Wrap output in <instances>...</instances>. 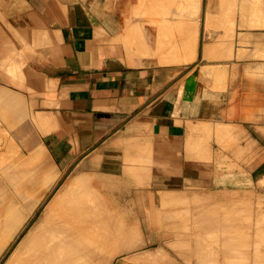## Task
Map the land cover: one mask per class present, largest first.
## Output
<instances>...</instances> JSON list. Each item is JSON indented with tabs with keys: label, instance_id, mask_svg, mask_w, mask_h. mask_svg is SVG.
I'll list each match as a JSON object with an SVG mask.
<instances>
[{
	"label": "crops",
	"instance_id": "crops-1",
	"mask_svg": "<svg viewBox=\"0 0 264 264\" xmlns=\"http://www.w3.org/2000/svg\"><path fill=\"white\" fill-rule=\"evenodd\" d=\"M24 1L0 7V112L19 105L11 113L24 118L28 149L44 155L54 176L68 169L84 177L129 240L139 241L110 264H137L146 252L153 264L157 256L156 264H212L213 249L220 261L243 255L229 242L244 232L253 238L248 254L264 257V0H184L202 16L214 2L258 18L249 26L236 19L230 38L203 30L199 54L193 40V58L169 63L154 44L145 45L148 56L133 47L134 57L117 39L116 27H147L158 14L153 0H140L139 9L134 0H92L90 12L67 0ZM180 1L172 0V15ZM160 28L171 36L172 44L160 37L165 55L179 28L158 27L156 36ZM6 96L22 103L9 106Z\"/></svg>",
	"mask_w": 264,
	"mask_h": 264
},
{
	"label": "bare ground",
	"instance_id": "bare-ground-1",
	"mask_svg": "<svg viewBox=\"0 0 264 264\" xmlns=\"http://www.w3.org/2000/svg\"><path fill=\"white\" fill-rule=\"evenodd\" d=\"M8 1V0H7ZM9 1H11L12 2V6L11 7H14V8H21V7H27V5H25L24 4V0H9ZM155 1V0H154ZM163 1V0H162ZM168 0H166V2H167ZM2 2H3V4H5L6 3V0H2ZM27 2V1H26ZM148 2V1H147ZM68 4V3H67ZM141 4V3H140ZM152 5H153V3H151ZM154 4H155V2H154ZM167 5V4H166ZM197 5H198V3H197ZM196 5V6H197ZM151 6V5H150ZM155 6V5H154ZM121 8H122V6H120ZM156 7V6H155ZM154 7V8H155ZM119 8V7H118ZM147 8V7H146ZM26 9V8H25ZM116 9V8H115ZM123 9V8H122ZM160 9H162V8H160ZM164 9V8H163ZM1 10V9H0ZM149 10V9H148ZM156 10V9H155ZM154 10V11H155ZM130 11H131V9H130ZM145 11V10H144ZM134 12V11H133ZM132 12V13H133ZM146 12H147V10H146ZM150 12H151V10H150ZM153 12V11H152ZM155 12H158V11H155ZM209 12V11H208ZM121 13H123V12H121ZM142 13V12H141ZM140 13V14H141ZM154 13V12H153ZM18 13H16V15H17ZM19 14H20V12H19ZM112 14V13H111ZM142 14H145V13H142ZM206 14V13H205ZM215 14H217V13H215ZM21 15V14H20ZM117 15H119L120 16V14H117ZM208 15V14H207ZM119 16L117 17V19L119 18ZM124 16V15H123ZM216 16V15H215ZM35 17V19L38 21V16L36 17V16H34ZM126 17V16H125ZM12 18V17H11ZM14 18H16V16L14 17ZM19 18V17H18ZM17 18V19H18ZM211 18H213V16L211 17ZM211 18H209V19H211ZM4 21H5V15H4ZM21 19H22V17H21ZM122 19V18H121ZM121 19H119V21L121 20ZM208 19V20H209ZM206 20V19H205ZM214 20V19H213ZM14 21V20H13ZM115 21V20H114ZM5 22H7L8 23V21H5ZM38 22H40V21H38ZM108 22V21H107ZM125 22H126V20L124 21V23L122 22V24L124 25L125 24ZM163 22V21H162ZM161 22V23H162ZM6 23V24H7ZM15 23V22H14ZM101 23V22H100ZM169 23V22H168ZM167 23V24H168ZM175 23V22H174ZM174 23L172 24V27L173 28H179V30H186L187 31V29H188V27H191L190 25H189V23L187 22L186 24H184V21H182V20H180V21H178L177 23H175V25H174ZM191 23V22H190ZM209 23H210V21H209ZM208 23V21H207V24H209ZM211 23H214V22H212V20H211ZM9 24V23H8ZM7 24V25H8ZM11 24V23H10ZM25 24V23H24ZM43 24V23H42ZM119 24V23H118ZM127 24V23H126ZM147 24V23H146ZM156 24H158V22L156 23ZM162 24H164V23H162ZM44 25V24H43ZM113 25V24H112ZM117 25V24H116ZM120 25V24H119ZM155 25V24H154ZM159 25L161 26V24H160V22H159ZM169 26H170V23L168 24ZM167 25V26H168ZM174 25V26H173ZM193 25V24H192ZM118 26V25H117ZM156 26V25H155ZM166 26V25H165ZM164 26V27H165ZM19 27V26H18ZM126 27H129V28H131L130 26H127L126 25ZM134 27V26H133ZM162 27H163V25H162ZM172 27H170V28H172ZM193 27V26H192ZM194 27H195V25H194ZM115 28V27H114ZM117 28V27H116ZM125 26L124 27H122V29L120 28V32H119V34L121 33V34H124L125 32V29H126V31H127V35H126V37H127V41H125V40H123V38L121 39L122 41H124V42H127L126 44H123V46H126L125 48H124V50L125 51H128L127 53H129L130 55H134V53H136V51L135 50H137V52L140 50V49H145L146 48V44H149V43H151V44H154V47H153V49H155L154 51H157L159 54L158 55H160V53H161V55H162V57L163 56H168V57H164V58H162L163 59V61H162V63L163 62H165L164 61V59L166 60V62H168V58H170L169 60H174V62H177L176 60H178V61H181L182 59H184V60H189V59H191V57H193L192 56V54L190 53L191 51V49L189 48V50H187V51H185V49H186V47H187V45H188V36L189 35H187L186 33H184L182 36V39L181 38H178V39H176V41H177V43L179 44V46H180V48H182V50L180 51V53H182V55H184L185 57H182V59H181V57L179 56L178 58H176L177 56L175 55V52H176V50H177V45L178 44H176V43H174V46H173V49H172V45H169L171 48H170V50H172V52H169L168 53V51H166V54L164 55V54H162V52L164 51L163 49L166 47V40L167 39H169V38H167L166 37V39H164L163 41L165 42V43H163V41L161 42V40L164 38V37H162V36H159L158 37V35H160V34H157V36H156V32H153V31H155L154 29H152L151 31L153 32H151L152 34H147V30H148V28L146 27H141L142 29L141 30H139L138 28H136V27H134V29L133 30H130L129 28H125ZM166 28V27H165ZM177 28V29H178ZM127 29H129V30H127ZM151 29V28H150ZM155 29H158V27H156ZM204 29V28H203ZM159 30V29H158ZM166 30V29H165ZM206 30V29H205ZM150 32V31H149ZM148 32V33H149ZM118 33V32H117ZM157 33H159V32H157ZM169 33H170V31H169ZM20 34V33H19ZM117 35L118 36V38H120L122 35ZM155 35V36H154ZM162 35V34H161ZM20 37H22V35L20 34L19 35ZM107 36V35H106ZM113 36L114 37H116L115 36V34L114 35H112V38H113ZM168 37H171L170 35H167ZM180 36V35H179ZM197 36V35H196ZM102 37V36H101ZM111 37V36H110ZM162 39H161V38ZM176 37V36H175ZM203 37V36H202ZM105 38V37H104ZM24 39V38H23ZM26 41L28 40L29 41V39H25ZM120 40V41H121ZM27 41V42H28ZM119 41V42H120ZM121 41V42H122ZM169 41V40H168ZM26 42V43H27ZM113 42H116V41H113ZM29 43V42H28ZM190 43V42H189ZM165 44V45H164ZM167 44H172V43H169V42H167ZM29 45V44H28ZM203 45V44H202ZM149 46V45H148ZM165 46V47H164ZM168 46V45H167ZM177 46V47H176ZM133 47H135L134 49L135 50H132V48ZM205 47V46H204ZM121 48H123V47H121ZM127 48V49H126ZM179 48V47H178ZM188 48V47H187ZM150 50H151V48H149ZM169 49V48H168ZM123 50V49H122ZM123 50V51H124ZM146 50V49H145ZM201 50V49H200ZM203 50H204V48H203ZM206 50V49H205ZM204 50V51H205ZM132 51H135V52H133V54H131L132 53ZM144 51V50H143ZM147 52H143V53H141L143 56H148L149 54H148V50H146ZM153 50H151L150 52H152ZM162 51V52H161ZM190 51V52H189ZM203 51V52H204ZM11 53H8L9 55H11L12 54V56H13V54H14V52L12 53V51H10ZM191 54L190 55V57H189V53ZM153 53V52H152ZM164 53V52H163ZM169 55H168V54ZM171 53H174V56H176V57H173L172 55H171ZM177 53H178V51H177ZM205 53V52H204ZM140 56H142L141 54H140V51H139V53H138ZM145 54H147V55H145ZM187 54V55H186ZM139 55H137V53H136V55H134V57L136 56V57H138ZM157 55V54H156ZM157 55V56H158ZM160 55V56H161ZM170 55L172 56V57H170ZM203 55V54H202ZM206 55V54H205ZM204 55V56H205ZM11 56V57H12ZM126 56V55H125ZM139 56V57H140ZM151 56V55H150ZM149 56V57H150ZM207 56H208V54H207ZM8 57V56H7ZM11 57H10V59H11ZM18 57V56H17ZM133 57V56H132ZM151 57H155L156 58V56H155V53H154V56L152 55ZM210 57V56H209ZM176 58V59H175ZM161 58L158 60L159 61V63H161L160 62V60H162ZM134 60V59H133ZM172 60V61H173ZM13 61V60H12ZM11 61V62H12ZM19 61V60H18ZM135 61V60H134ZM158 61H156V62H158ZM9 62H10V60H9ZM169 63V62H168ZM171 63V62H170ZM10 65V64H9ZM11 66H12V68L10 67L9 69L11 70H13V72H14V69L15 68H13L14 66L12 65V63H11ZM17 68V67H16ZM19 68V67H18ZM6 70H7V68H6ZM9 70V71H10ZM17 72V71H16ZM7 73H8V71H7ZM15 73V72H14ZM21 74V73H20ZM23 74V73H22ZM16 76V75H15ZM21 76V75H20ZM23 78V77H22ZM12 94V93H11ZM11 94H9L8 96H11ZM8 96H6L5 98L7 99V97ZM11 97H17L16 95H14V96H11ZM4 98V99H5ZM18 98H19V96H18ZM22 98V97H21ZM11 98L9 97L7 100L9 101ZM7 100H5L4 101V104L5 105H8V103H7ZM20 99H17V101H16V99H11V101H9V106L11 105V103H12V105L13 104H15L14 103V101H16V103L17 102H21V101H19ZM13 101V102H12ZM6 102V103H5ZM22 103V102H21ZM21 103H19V104H21ZM4 105V106H5ZM18 107H19V105H17ZM22 106L23 105H21L20 106V108H22ZM15 107V106H14ZM17 107V108H18ZM17 108H12V110L14 109L15 111H22V110H20V109H17ZM5 109H8V106H6L5 107ZM5 109H3L2 111H5ZM10 110H11V108H9ZM9 109L8 110H6V111H9ZM22 109H24V108H22ZM11 110V112L13 113V111ZM14 111V112H15ZM10 111H9V114H10V118H12L11 116L13 115L12 113H11ZM24 112V111H23ZM23 112H21L20 113V116H21V114H22V117H23ZM3 112H0V115L2 114ZM15 113H17L18 114V112H15ZM5 114H6V112H5ZM8 113H7V115H9ZM15 115V114H14ZM13 115V116H14ZM25 115V114H24ZM1 116H4V114L3 115H1ZM0 116V118H2L3 119V117H1ZM26 116H27V114H26ZM25 116V118H27L28 119V117H26ZM30 116H32V115H30ZM8 117L9 116H7L4 120H5V122L7 121L6 119H8ZM15 117L17 118V119H14V120H17L18 122H21L20 120H24V118L22 119H20V117H19V115L18 116H16L15 115ZM32 118H34L33 116H32ZM13 119V118H12ZM1 120V119H0ZM4 120L2 121L3 123H4ZM11 120V119H10ZM13 121V120H12ZM1 122V121H0ZM9 123L11 122V121H8ZM5 123V124H9V123ZM16 123V122H14L15 124L13 125V122L12 123H10L11 125H13V126H15V125H17V124H19V123ZM1 124V123H0ZM9 124V125H10ZM4 125V124H3ZM2 125V126H3ZM8 125V126H9ZM5 127L4 128H6L7 129V127H6V125H4ZM20 126V125H19ZM37 126V125H36ZM1 128V127H0ZM10 129H12L11 128V126H9V128L7 129L8 131L10 130ZM28 129H30V128H28ZM0 130H2V129H0ZM5 130V129H4ZM3 130V131H4ZM3 131H0L1 132V134H2V139L4 138L3 136H4V134L2 133ZM4 132H6L7 133V131L5 130ZM28 132V133H27ZM27 132H22V133H24L25 135H26V133L27 134H29L30 135V132L27 130ZM40 132V131H39ZM15 133V132H14ZM24 134H22L23 136H24V138H25V135ZM20 136V138L17 140V137H19ZM16 137V141H18V144H13L14 142H12L13 140H10V139H7L8 138V136H5V138L7 139V140H9V141H11L9 144H2V145H0V147L2 148L3 147V145H6L4 148H6V150L11 146L12 147V145H14V146H16V149L19 147V143H20V145H25V142H27V140L29 141V139H30V137L28 138V139H26L28 136L26 135V140H24L22 137H21V135H18ZM1 138V137H0ZM5 138L3 139V140H1V141H3V142H5ZM9 138H10V136H9ZM22 138V139H21ZM12 139V138H11ZM20 139L21 140H23V141H20ZM6 140V143L7 142H9V141H7ZM2 142V143H3ZM22 142H23V144H22ZM1 143V142H0ZM12 143V144H11ZM28 143H26V145H27ZM38 144H39V142H38ZM10 145V146H9ZM7 146H8V148H7ZM11 147H10V149H11ZM23 147V146H22ZM21 147V148H22ZM25 147V146H24ZM27 147V146H26ZM25 147V148H26ZM35 147V146H34ZM34 147H32V148H34ZM14 149H15V147H13ZM16 149L15 150H13L14 152H15V154H16ZM27 149V148H26ZM6 150H4V153L2 154L1 153V151H3V150H1L0 151V155L2 154V156L4 157V154H5V151ZM34 150V149H33ZM9 151V150H8ZM8 151H6V153L8 152ZM22 151V150H21ZM28 151V150H27ZM27 151H25V152H27ZM30 151V150H29ZM12 152V150L11 151H9L8 153L10 154ZM19 152V151H18ZM17 152V153H18ZM33 152H35V151H32V153ZM7 153V154H8ZM31 153V152H30ZM30 153H28L29 155H30ZM31 153V154H32ZM6 154V155H7ZM12 154H13V156L15 155L13 152H12ZM11 154V155H12ZM25 154V153H24ZM27 154V155H28ZM19 155L21 156L22 154H20L19 153ZM9 156V158L8 159H10V157H12L13 158V156H10V155H8ZM8 156H5V157H8ZM16 156L18 157V155L16 154ZM16 156H14V157H16ZM26 156V155H25ZM27 157V156H26ZM23 158H25V157H23L22 156V160H19L18 162H16L15 161V168H16V166L19 164V166H20V164H21V169H22V167H26L28 164L30 165L31 163H30V160H28V161H26V159H25V161H23L24 159ZM3 159V158H2ZM2 159L0 158V162H2ZM29 159V158H28ZM4 160V159H3ZM6 160V159H5ZM12 161L14 160V159H11ZM16 160V159H15ZM34 160V159H33ZM36 160V159H35ZM21 161V162H20ZM37 161V160H36ZM35 161V162H36ZM23 162V163H22ZM25 162V163H24ZM27 162H28V164H27ZM135 163H136V161H135ZM12 164H14V163H12ZM22 164H23V166H22ZM24 164H26L25 166H24ZM32 164H35L34 162H32ZM28 165V166H29ZM18 166V171L17 172H19V171H21V170H19V167ZM32 165H30V167H31ZM38 166V165H37ZM8 168H9V166H8ZM7 168V169H8ZM12 168H13V170L12 171H14V167L12 166ZM16 170V169H15ZM27 169H25V171L23 172V171H21V173L23 174V175H21L20 174V172L17 174V175H20V177H19V179H21V177L22 176H24L25 174H26V171ZM29 170V169H28ZM33 170V169H32ZM76 170H77V168H76ZM82 170V169H81ZM141 170V169H140ZM1 171V170H0ZM7 171V170H6ZM74 171V170H73ZM1 172H3V171H1ZM31 172V171H30ZM147 172V171H146ZM10 173V172H9ZM8 173V174H9ZM11 173H14V172H11ZM44 173V172H43ZM43 173H42V175H43ZM79 173V172H78ZM144 173V172H143ZM1 174H3V176L4 175H6L5 173H1ZM0 174V175H1ZM8 174L6 175V176H4V177H6V179L8 178L9 179V181H10V179H12L11 181H12V183L14 182L13 181V179L14 178H16L15 176H17L16 175V172L14 173L15 174V176H14V178H12L13 177V175L11 174V176L12 177H8ZM40 174H41V172H40ZM73 174V173H72ZM27 175H30V173H28V174H26L24 177H26ZM76 175V174H75ZM2 176V175H1ZM32 176V175H31ZM30 176V177H31ZM23 177V178H24ZM41 177V176H40ZM44 177V178H43ZM69 177V176H68ZM71 177V176H70ZM69 177V178H70ZM76 177H78V176H76ZM146 177V176H145ZM23 178L21 179L22 181H23ZM35 178L37 179V177L35 176ZM42 178L43 179H46V180H44V181H46V182H51V181H53V175H52V177H49V175L47 174V175H45V176H42ZM5 179V180H6ZM28 179V178H27ZM39 179V178H38ZM68 178H66V180H67ZM79 179V178H78ZM17 180H18V177H17ZM20 180V181H21ZM30 180H32L31 178H30ZM30 180H27V181H30ZM42 180V179H41ZM69 180V179H68ZM72 180H73V176L70 178V180L69 181H67V182H65V183H63L64 181H65V179H64V181L63 182H61V184L59 185V186H61L62 185V183H63V185L60 187V188H57L58 190L54 193V195L52 194V197L50 198V200L49 201H47V203L43 206V208H42V210H41V213H40V216L34 221V222H32L31 221V223L28 225V226H26V229H25V231L19 236V238L17 239V240H15L16 242L14 243V245L11 247V249L9 250V252H8V254H7V256L5 257V259H4V261H3V263L2 264H110L111 263V260H112V258H113V256L116 254V252H120L121 250H123V248H125V250H126V247H129L130 248V246L132 247V245L131 244H133V242L131 243V241H134V238H136V237H134L135 235H133V234H131V237H134L133 238V240H129V238L128 237H130V235L129 234H127L126 232H125V227H122V226H124L122 223H118L119 221H117L116 222V220L114 221L113 220V222H116V223H118L119 225L120 224H122V226H120L121 228H122V230H124V231H122L121 230V228L118 226V225H116V223H114L113 224V222H111V219L112 218H114L115 217V213H114V215L112 216V214H108L110 211H112V210H110L108 213H107V211L105 212V214L107 215H109L110 217H111V219H110V217H109V219H107L106 217H108V216H105V218H104V216L102 217V215H103V213H102V215H101V213H99V211L101 210L100 209V207H98V206H100L101 205V207H104V205H102V204H99V205H97L96 203H93V204H96V206L95 205H93L92 204V202H90V203H87V202H89V201H85L84 200V197H87L88 198V196L86 195V196H84L83 195V192L82 191H84V189L82 188V187H84V185L83 186H81V189H77V188H80V186H79V184H78V186L76 185V186H73V183L74 182H72ZM7 182H8V180H6ZM10 181V182H11ZM20 181H18V183H17V181H15V186L16 187H18L19 186V183H22V181L20 182ZM26 181V180H25ZM26 181V182H27ZM34 181V180H33ZM44 181L42 180V184L44 183ZM81 181V180H80ZM45 182V183H46ZM77 182H79V181H77ZM76 182V183H77ZM96 182V181H95ZM18 185H17V184ZM44 183V184H45ZM94 183V182H93ZM23 184V183H22ZM27 184H30V183H27ZM32 184V183H31ZM30 184V185H31ZM92 184V183H91ZM39 185V184H38ZM27 186V185H26ZM25 186V187H26ZM35 186H37L36 184L34 185V187ZM58 186V187H59ZM16 187H14V188H16ZM28 187V186H27ZM31 188H32V186H30ZM30 187H28V190L31 192V190H33V188L31 189ZM77 187V188H76ZM13 188V189H14ZM31 190H30V189ZM37 188V187H36ZM92 188V187H91ZM12 189V188H11ZM17 189V191L15 190V194H16V196H17V192H18V190H19V188H16ZM86 189V188H85ZM39 191H40V189H38ZM22 191V190H21ZM25 191H27V190H25ZM25 191H23L22 193H21V199H23L24 197H26V196H28V194H25L24 192ZM42 191H43V188H42ZM87 191V190H86ZM86 191H84L86 194L88 193V192H86ZM28 192V191H27ZM32 192H34V190L32 191ZM47 192V191H46ZM45 192V193H46ZM13 193H14V191H13ZM36 193V192H35ZM40 193V192H39ZM38 193V194H39ZM19 194H20V191H19ZM23 194V195H22ZM24 194L26 195V196H24ZM30 194H32V193H30ZM34 195V194H33ZM36 195V194H35ZM39 195H41V194H39ZM39 195H37L38 196V198H34L33 199V201H29V202H26L27 201V199L25 198V200H21V201H25V203L23 202V205L21 206V209H15L14 208V205L12 206V204H8L9 206H8V210H7V207H3L4 209L6 208V210H7V212H5L4 213V211H3V213H1V216H0V252L5 248V246H7L9 243H10V241H12L14 238H15V236H16V234L18 233V231H20V229L22 228V226L24 225V223L25 222H27V221H29L28 219L30 218V216L32 215V213H33V211H34V209H35V207H36V203H38L37 201L39 200ZM4 196V195H3ZM24 196V197H23ZM30 196V195H29ZM32 196V195H31ZM46 196V195H45ZM101 196V195H100ZM19 197V196H18ZM29 198V197H28ZM31 198V197H30ZM42 198V197H41ZM90 198H92L91 196H90ZM95 198V197H94ZM93 198V199H94ZM105 198V197H104ZM2 199V198H1ZM19 200H20V198H18ZM17 199V200H18ZM167 199V198H166ZM35 200V201H34ZM44 200V199H43ZM89 200V199H88ZM102 200V199H101ZM105 200V199H104ZM162 199H160V201H161ZM164 200V199H163ZM8 201V200H7ZM10 201V200H9ZM8 201V202H9ZM90 201H92V199H90ZM94 201H96V199L94 200ZM169 201V200H168ZM96 202H98V201H96ZM103 202V201H102ZM163 202V201H162ZM6 203L7 202H5L4 203V206L6 205ZM10 203V202H9ZM99 203H100V201H99ZM168 203V202H167ZM2 204V203H1ZM41 204V203H40ZM107 204V203H106ZM163 204V203H162ZM3 205V204H2ZM17 205V204H16ZM15 205V206H16ZM109 205V204H108ZM172 205H174V204H172ZM7 206V205H6ZM163 206V205H162ZM175 206V205H174ZM178 206H179V204H178ZM183 206V205H182ZM181 206V207H182ZM2 207V206H1ZM1 207H0V210H1ZM10 207H11V209H10ZM161 207V206H160ZM167 207V206H166ZM180 207V206H179ZM176 208H178L177 206H176ZM3 209V210H4ZM98 209H100L99 211H98ZM106 210V208H103L102 210H103V212ZM183 209V208H182ZM181 209V210H182ZM5 210V211H6ZM179 210H180V208H179ZM36 211V210H35ZM161 213V212H160ZM104 214V215H105ZM186 216V215H185ZM117 218V217H116ZM115 218V219H116ZM34 219V218H33ZM185 219H186V217H185ZM172 222V221H171ZM131 230V229H130ZM128 233H129V230H126ZM125 232V233H124ZM129 235V236H128ZM133 235V236H132ZM17 238V237H16ZM138 238V237H137ZM131 239V238H130ZM198 240V239H197ZM197 240H196V243H197ZM202 241V240H201ZM201 241H199L198 243H200ZM129 242H130V244H129ZM136 242H139V241H134V243H136ZM197 243V245H200V244H198ZM202 243V245L204 244L203 242H201ZM128 244L130 245V246H128ZM140 244H142V242L140 243ZM10 245V244H9ZM135 245H137V244H135ZM143 246V245H142ZM177 247V246H176ZM201 247H203V246H196V248H201ZM137 248V247H136ZM174 248H175V246H174ZM7 249V248H6ZM132 249V248H131ZM179 249V248H178ZM197 249V250H198ZM202 249V248H201ZM119 250V251H118ZM129 250V249H128ZM142 250H143V248H142ZM150 250H151V248H150ZM149 250V251H150ZM5 251V250H4ZM146 251V250H145ZM181 251V250H180ZM183 251V250H182ZM123 252L125 253V251L123 250ZM127 252V251H126ZM137 252V251H136ZM140 252H142L141 250H140ZM151 252V251H150ZM199 252H201V250L199 251ZM199 252H197V254L199 253ZM121 253V252H120ZM144 253V252H143ZM146 254H147V252L144 254V255H142V254H139L140 255V258H138L139 257V255L137 254L136 255V257H133V256H135L134 254H132L133 256H129V257H131L133 260H137V259H140V262H143V263H141V264H144V261L143 260H146L145 261V263L147 264V262L149 261V258H148V260H147V258L145 259L144 257H148V256H146ZM151 254L152 255H155L156 256V254H154L153 252H151ZM182 254V253H181ZM186 254V253H185ZM1 255V254H0ZM141 255H142V257H141ZM149 256H150V253L148 254ZM183 255V254H182ZM199 255V254H198ZM138 256V257H137ZM179 256V255H178ZM189 256V255H188ZM201 256L202 255H200V257L199 258H201ZM128 257V256H127ZM152 257V256H151ZM183 257V256H182ZM205 257H207V256H205ZM123 258H125V259H127L126 257H124L123 256ZM135 258H137V259H135ZM159 258L160 257H158L157 256V260L156 261H159ZM197 256H196V261H198L197 260ZM130 259V258H129ZM131 259V260H132ZM154 259H155V257H154ZM161 259V258H160ZM164 259V258H163ZM203 259V258H202ZM128 260V259H127ZM130 260V261H131ZM132 260V261H133ZM142 260V261H141ZM182 260H183V258H182ZM201 260V259H200ZM199 260V261H200ZM208 260V259H207ZM139 261V260H138ZM156 261H154V263L156 264V263H158V262H156ZM167 261V263H168V260H166ZM210 261V260H209ZM135 262V261H134ZM140 262L138 263L137 262V264H140ZM150 262H152V261H150ZM150 262H148V263H150ZM160 262V261H159ZM129 263V262H128ZM151 264H153V262L151 263Z\"/></svg>",
	"mask_w": 264,
	"mask_h": 264
},
{
	"label": "rangeland",
	"instance_id": "rangeland-1",
	"mask_svg": "<svg viewBox=\"0 0 264 264\" xmlns=\"http://www.w3.org/2000/svg\"><path fill=\"white\" fill-rule=\"evenodd\" d=\"M183 1L184 0H181L180 2H181V4H180V6H177V10H178V12H179V15H172L171 14V7H172V0H168L167 2H166V0H153L151 3H153V5L151 4V6H149V8H152L153 10H155L154 9V7L156 6L158 9H157V11H158V14L156 15H153V16H149V19L151 18V20L149 21V23H148V25H147V28H148V30H147V34H152L153 32L151 31L152 29H154L155 30V28H153V27H162V25H163V27L165 26V27H172V24L175 22V23H177L178 21H180V20H182V21H184V24H186L187 22L189 23V25L191 26V27H188V29H187V31L186 30H179L178 32H179V34L178 35H180V36H178V38H181L182 39V35L184 34V33H186L187 35H189L188 36V39H190L189 41H187L188 42V45H187V47H186V49L185 50H189V48H191V46H192V44H193V40H194V46H195V48H196V50H198V54H199V50H200V48H201V45H202V41H203V30H205V32L206 33H208V35H210V34H214L215 35V37H222V38H227V37H232L233 36V32H231V27H235V21H236V19H238V18H242V20H243V23H244V25L245 26H249V25H251L252 24V22H253V20L254 19H257L258 17L257 16H252V15H245V16H243V17H237V16H235V15H231L230 13H231V9H229V6H226V7H223L222 5L220 6V5H218V4H215L214 2L212 3V5H211V7H213V10H211V8H209L208 9V15H205V16H202V14L200 13V11L197 13V10L195 9V5L193 4V3H191L188 7H184L183 6ZM92 0H67V3L69 4V6L71 7V8H74L76 5L77 6H79V7H83V8H86V10L88 11L89 10V12L90 11H92L91 9H92ZM134 2L136 3L135 4V6L137 7V9H139L140 8V6L142 5V6H145V1H140V0H134ZM154 2H155V4H154ZM120 3V2H119ZM141 3V4H140ZM150 3V2H149ZM218 3V2H217ZM12 2L11 1H7L6 0V3L5 4H3V2H2V0H0V7H5V9H6V7H11L12 5ZM24 4H25V1H24ZM167 4V5H166ZM155 5V6H154ZM217 7L219 8V9H217ZM160 8H162V9H160ZM164 8V9H163ZM138 11V10H137ZM211 12H212V14H211ZM215 13H217V14H215ZM216 15V16H215ZM213 16V18H211ZM8 17V15L6 16L5 15V18H7ZM209 18H211V19H209ZM206 19V20H205ZM209 19V20H208ZM214 19V20H213ZM211 20H212V22H214V23H211ZM241 20V21H242ZM163 21V22H162ZM207 21H208V23H209V21H210V23L209 24H207ZM158 22V24H156ZM159 22H160V24H161V26L159 25ZM164 23V24H162V23ZM170 23V26L168 25L169 23ZM191 22V23H190ZM168 23V24H167ZM175 23H174V25H175ZM203 23H205L206 25H207V27H202V25H203ZM156 26H155V25ZM193 24V25H192ZM168 25V26H167ZM173 25V26H174ZM194 25H195V27H194ZM193 26V27H192ZM120 28L122 29V27H117V30H120ZM129 28V27H128ZM136 28H138V27H136ZM143 28V27H142ZM141 27H139L138 29L139 30H141L142 29ZM146 28V27H145ZM151 28V29H150ZM204 28V29H203ZM130 29V28H129ZM128 29V30H129ZM134 29V27L132 28V30ZM161 29V32H160V35L159 36H162V37H164L165 39H166V35H167V33L164 31L165 29H163V28H160ZM171 29L169 28V31H170ZM150 31V32H149ZM149 32V33H148ZM152 32V33H151ZM118 36L121 34H119V31H118V33H116ZM162 34V35H161ZM122 35V34H121ZM194 35V39H192V36ZM197 35V36H196ZM118 36H117V39H122V36L120 37V38H118ZM176 41V40H175ZM190 42V43H189ZM176 43V42H175ZM180 47V46H179ZM165 49V48H164ZM182 50V48H180V51ZM187 55V54H186ZM193 56V55H192ZM180 57H181V59H182V57H185L184 55H182V53H180ZM191 58H193V57H191ZM181 61H187V60H184V59H182ZM10 111V110H9ZM9 111H5L6 112V114H5V112H4V117L6 118L7 116H9L8 117V119H6L7 121L5 122V120H4V125H6V127L10 124V123H12L13 122V125L15 124L14 122H18L17 120H13L12 118H10V114H9ZM11 112V111H10ZM7 113L9 114V115H7ZM12 117V116H11ZM4 118V119H5ZM11 119V120H10ZM13 120V121H12ZM8 121H11L10 123L8 122ZM21 122H18L19 124H17V125H15V126H13V125H9V126H11V128L12 129H10L9 131L7 130L8 128H9V126L7 127V129L6 128H4L5 126L3 125V130L5 129L6 131H7V133L6 132H4L3 131V134H4V138H5V136H8V138L7 139H10V140H13L12 142H14L13 144H18V141H16V137L18 136V135H21V137L24 139V140H26V139H28L30 136H29V134H27L28 132L26 131V123L23 121V120H20ZM9 123V124H5V123ZM20 125V126H19ZM15 132V133H14ZM22 132H27L26 133V135L28 136L27 138H26V135L24 134V133H22ZM22 134H24L25 135V138H24V136L22 135ZM9 136H10V138H9ZM3 138V139H4ZM12 138V139H11ZM20 138V136L19 137H17V140ZM21 138V139H22ZM6 138H5V142H3L2 144H9L11 141H9V140H7ZM20 139V141H23V140H21ZM6 140L7 141H9V142H7L6 143ZM30 140V139H29ZM21 143V142H20ZM20 143H19V147L16 149V146H14V145H12V147H11V149H10V147L8 148V146H7V150H6V148H4L6 145H3V147H2V149H3V153H4V150H6V151H11L12 150V152L15 154V152L13 151V150H15L16 149V154L18 155V157L16 156V154L14 155V156H16V157H14L13 156V154H12V152L9 154L8 152V154L6 153V151H5V154H4V157L2 156V154L0 155V158L2 159V162H0V170L1 171H3V172H1L0 171V174L1 173H9L8 174V177L10 176V177H12L11 176V174L13 175L15 172H16V175L20 172V174L21 175H23L22 173H21V171H25V169H27L26 171V174H28V173H30V175H27L26 177H24V176H22L21 177V179L23 178V181L21 180V179H19V177H20V175H17V176H15V174L13 175V177L12 178H14V176L16 177V178H14L13 179V183H12V179H10V181H9V179L7 178L6 179V177H4V176H6V175H4L3 176V174H1L0 175V207H1V210H0V216H1V213H3V211H4V213L5 212H7V210H8V204H12V206L15 204H17L16 206L14 205V208L17 210V209H21V206L23 205V202L25 203V201H21V200H25V198L27 199V201L26 202H29V201H33V199L35 198H38V196L37 195H39V194H41V195H39V200L37 201L38 203H36V207H35V209H34V211H33V213H32V215L30 216V218L28 219L29 221H27V222H25L24 223V225L22 226V228L20 229V231H18V233L16 234V236H15V238L12 240V241H10V245L8 244L7 246H5V248L0 252V264H2L3 263V261H4V259H5V257L7 256V254H8V252H9V250L11 249V247L14 245V243L16 242L15 240H17L18 238H19V236L25 231V229H26V226H28L30 223H31V221L32 222H34L39 216H40V213H41V210H42V208H43V206L47 203V201H49L50 200V198L52 197V194L54 195V193L58 190L57 188H60L62 185H63V183H65V182H67V181H69L70 180V178L73 176V180H72V182H74L73 183V186H78V184H79V186H80V188H77V189H81V186H83L84 185V187H82L83 189H84V191H86V192H88L87 194L84 192V191H82L83 192V195L84 196H88V198L87 197H84V200L86 201H89V202H87V203H90V202H92V204L93 203H98L97 205H99V204H101V203H99V200L97 199V197H95V195L91 192V191H89L86 187H85V179H84V177H82V176H78V177H76V175H73V174H71L72 172H71V170H69L68 171V169L67 170H65L61 175H58V176H54L53 175V172H52V169H51V167H50V164H49V162L45 159V157H44V155L39 151V150H33V148H31L30 149V151H29V149H28V147H29V143H28V140H27V142H25V145H20ZM26 143H28L27 145H26ZM12 144V143H11ZM15 144V145H16ZM22 144H23V142H22ZM23 146V147H22ZM27 148H25V147ZM13 147H15V149L13 148ZM22 147V148H21ZM32 147V146H31ZM22 150V151H21ZM28 150V151H27ZM19 151V152H18ZM25 151H27V152H25ZM32 151H35V152H33L32 153ZM18 152V153H17ZM32 154H31V153ZM19 153L20 154H22L21 156L19 155ZM25 153V154H24ZM28 153H30V155L28 154ZM7 154V155H6ZM12 154V155H11ZM28 154V155H27ZM8 155H10V156H13V158L12 157H10V159H8L9 158V156ZM27 157H26V156ZM5 156H8V157H5ZM22 156L23 157H25V158H23L24 160L23 161H25V159H26V161H28V160H30V165H32L31 167H30V165L28 164V162H27V164L29 165H27L26 167H22V169H21V164H20V166H19V164L16 166V168H15V161L16 162H18L19 160H22L21 158H22ZM20 158V159H19ZM29 158V159H28ZM6 159V160H5ZM11 159H14L13 161L11 160ZM16 159V160H15ZM19 159V160H18ZM34 159V160H33ZM37 161H36V160ZM1 161V160H0ZM36 161V162H35ZM21 162V161H20ZM32 162H34L35 164H32ZM12 163H14V164H12ZM23 163V162H22ZM25 163V162H24ZM26 164H24V166H25ZM38 165V166H37ZM8 166H9V168H8ZM12 166L16 169H14V171H12L13 170V168H12ZM18 166L20 167L19 168V170H21V171H19V172H17L18 170ZM22 166H23V164H22ZM8 168V169H7ZM29 169V170H28ZM33 169V170H32ZM7 170V171H6ZM31 171V172H30ZM11 172H14V173H11ZM40 172H41V174H40ZM44 172V173H43ZM42 173H43V175H42ZM49 175V177H52V175H53V181H51V182H46V181H44V180H46V179H43L42 178V176H45V175ZM32 175V176H31ZM31 176V177H30ZM35 176L37 177V179L35 178ZM41 176V177H40ZM70 178H69V177ZM9 177V178H10ZM17 177H18V180H17ZM28 178V179H27ZM30 178L32 179V180H30ZM39 178V179H38ZM66 178H68L67 180H66ZM79 178V179H78ZM8 180V182L6 181V180ZM44 181V183L42 184V180ZM64 179H65V181H64ZM22 181V183H19V186L18 187H16L15 186V181H17V183H18V181ZM27 180H30V181H26ZM34 180V181H33ZM81 180V181H80ZM20 181V182H21ZM64 181V182H63ZM77 181H79V182H77ZM61 182H63L62 183V185L61 186H59L60 184H61ZM77 182V183H76ZM16 183V184H17ZM27 183H32L31 185L30 184H27ZM37 185V186H35L34 187V185ZM39 184V185H38ZM76 184V185H75ZM18 185V184H17ZM30 187V186H32V188H33V190H34V192H32L33 190H31L30 188V190H31V192L28 190V187ZM26 186V187H25ZM59 186V187H58ZM14 187H16V188H19V190H18V194H17V196H16V194H15V190L17 191V189L16 188H14ZM37 187V188H36ZM12 188V189H11ZM15 190H14V189ZM42 188H43V191H42ZM86 188V189H85ZM38 189H40V191L38 190ZM22 190V191H21ZM25 190H27V191H25ZM82 190V189H81ZM13 191H14V193H13ZM19 191H20V194H19ZM23 191H25L24 193L25 194H28V196H26L25 194H24V196H26V197H24L23 199H21L22 197H21V193L23 192ZM47 191V192H46ZM36 192V193H35ZM40 192V193H39ZM46 192V193H45ZM54 192V193H53ZM30 193H32V194H30ZM39 193V194H38ZM34 194V195H33ZM36 194V195H35ZM4 195V196H3ZM23 195V194H22ZM30 195V196H29ZM32 195V196H31ZM46 195V196H45ZM19 196V197H18ZM90 196L92 197V198H90ZM29 197V198H28ZM31 197V198H30ZM42 197V198H41ZM95 197V198H94ZM2 198V199H1ZM18 198H20V200L18 199ZM94 198V199H93ZM18 199V200H17ZM44 199V200H43ZM49 199V200H48ZM89 199V200H88ZM90 199H92V201H90ZM96 199V201H98V202H96V201H94ZM10 202H8V201ZM35 201V200H34ZM5 202H7L6 203V205L4 206V203ZM3 205H2V204ZM41 203V204H40ZM91 204V203H90ZM96 204H93V205H95L96 206ZM3 207H7V210H6V208L4 209ZM98 207H100V209H98V211H99V213H101V215H102V213H103V215H102V217L104 216V218H105V216H108V217H106L107 219H109V215L108 214H110V213H108V211H107V209L103 212V208H105V207H101V205L100 206H98ZM4 209V210H3ZM10 209H11V207H10ZM6 210V211H5ZM36 210V211H35ZM107 211V215L105 214V212ZM244 211L245 212H247V208H244ZM105 214V215H104ZM246 214V213H245ZM113 216V215H112ZM34 218V219H33ZM110 219H111V217H110ZM113 220L115 221L116 219H115V217L114 218H112L111 219V222H113ZM116 223V222H115ZM113 224H114V222H113ZM116 225H118L119 227L120 226H122V224H118V223H116ZM122 227H124V226H122ZM121 228V227H120ZM121 230H122V228H121ZM125 230V229H124ZM124 230H122V231H124ZM125 232H126V230H125ZM127 233V232H126ZM262 230L260 231V236H262ZM17 237V238H16ZM238 239V240H237ZM252 240H253V238H252V235L251 234H249L248 232H244V234H243V236H241V237H238V238H236V239H233V240H231L230 242H229V244H231V245H233L234 247L235 246H239V245H242V248H243V252H244V254L243 255H239V256H229V257H227V258H225L223 261H220V257H219V255H217V251L216 250H212V257H213V261H212V264H264V257L261 255V256H255V255H251V254H248V252L250 251V249H251V246H252ZM7 248V249H6ZM5 250V251H4ZM119 251V250H118ZM121 252V251H120ZM117 253H119V252H116V254ZM116 254L114 255V256H116ZM114 256H113V258H114Z\"/></svg>",
	"mask_w": 264,
	"mask_h": 264
}]
</instances>
